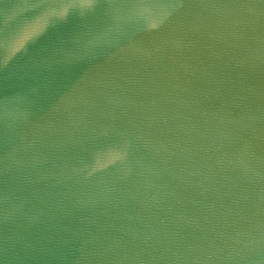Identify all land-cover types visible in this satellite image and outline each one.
<instances>
[{
    "label": "water",
    "instance_id": "obj_1",
    "mask_svg": "<svg viewBox=\"0 0 264 264\" xmlns=\"http://www.w3.org/2000/svg\"><path fill=\"white\" fill-rule=\"evenodd\" d=\"M0 264H264V0H0Z\"/></svg>",
    "mask_w": 264,
    "mask_h": 264
}]
</instances>
